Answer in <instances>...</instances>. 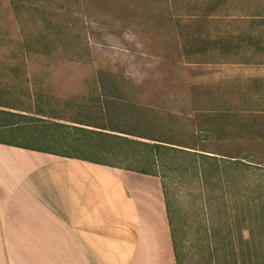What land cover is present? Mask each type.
<instances>
[{
  "label": "rangeland",
  "instance_id": "374dc122",
  "mask_svg": "<svg viewBox=\"0 0 264 264\" xmlns=\"http://www.w3.org/2000/svg\"><path fill=\"white\" fill-rule=\"evenodd\" d=\"M31 1L48 9L46 18L62 28L63 46L79 48L80 56L26 53L27 35L34 44L42 22L28 13L16 16L9 0H0V124L15 120L8 113L53 114L65 120L55 121L75 126L67 121L81 111L92 120L96 107L90 99L97 93L100 70L109 71L118 83L124 81L127 98L179 115L174 134L180 143L188 141L190 124L212 115L228 116L230 135L206 143L221 155L249 156V168L234 170L225 161L228 157L215 155L223 166L221 183L203 190L194 182L168 180L175 210L182 215L185 264H193L189 258L205 238L209 217L225 236V219L264 194V0H176L190 5L180 13L172 12V0ZM178 19L183 38L175 25ZM190 32L230 41L235 48L186 57L181 49ZM9 136L42 146L22 133L1 138ZM108 161L114 162L110 157Z\"/></svg>",
  "mask_w": 264,
  "mask_h": 264
},
{
  "label": "trees",
  "instance_id": "16d2710c",
  "mask_svg": "<svg viewBox=\"0 0 264 264\" xmlns=\"http://www.w3.org/2000/svg\"><path fill=\"white\" fill-rule=\"evenodd\" d=\"M9 3L16 16L28 13L42 22L34 44L29 43L27 35L24 42L26 53L44 56H66L70 53L80 56L77 52L79 48L63 46L62 28L58 24H53L49 17L46 18L45 11L48 9L35 6L36 3L33 4L31 0H9ZM188 4L172 0L171 10L180 13L189 8ZM175 25L178 28V35L183 38L182 21L175 20ZM184 41L186 44L181 50L186 57L204 56L207 52L216 50L227 53L235 48L230 41L208 40L199 33L190 32ZM122 84H125L124 81ZM122 84L118 83L109 71H98V90L95 98L90 99L96 107L92 120H89L87 115H81V111L75 119L67 121L75 126L55 121L65 120L53 114L45 115L38 112L36 115L42 117H27L8 113V116L15 120L0 124V128H8L13 134L22 133L29 137V140L42 145L36 147L29 143H15L12 145L15 147L158 177L164 198L174 262L185 264L187 252L180 235L183 229L182 215L175 210V200L168 183L170 176L179 184L194 182L206 190L211 183L222 182L219 169L223 166L217 164L219 158L215 155L228 157V160H225L228 161L227 165L239 171L249 168L250 165L246 162L253 161L247 160L250 157L246 155L226 156L209 149L210 144L206 143L208 140H223L230 135L228 116L212 115L206 122L197 121V124H190L188 141L180 143L174 132L179 130L177 123L181 117L163 114L138 104L131 97L127 98ZM85 112L87 113V110ZM109 157L114 162L108 161ZM215 223L213 217L208 218L205 238L195 245L196 252L189 258L193 260V264H264L263 193L240 205L232 216L225 219L223 223L225 236L220 235V225ZM244 232L247 233V238L243 237Z\"/></svg>",
  "mask_w": 264,
  "mask_h": 264
},
{
  "label": "crops",
  "instance_id": "0c3cea01",
  "mask_svg": "<svg viewBox=\"0 0 264 264\" xmlns=\"http://www.w3.org/2000/svg\"><path fill=\"white\" fill-rule=\"evenodd\" d=\"M0 128V264H175L158 177L12 146Z\"/></svg>",
  "mask_w": 264,
  "mask_h": 264
}]
</instances>
